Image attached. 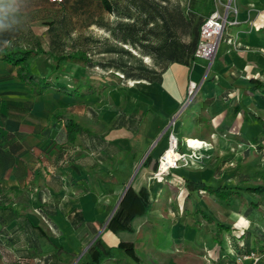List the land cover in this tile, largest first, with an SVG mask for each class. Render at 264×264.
<instances>
[{"label": "crops", "instance_id": "obj_1", "mask_svg": "<svg viewBox=\"0 0 264 264\" xmlns=\"http://www.w3.org/2000/svg\"><path fill=\"white\" fill-rule=\"evenodd\" d=\"M3 7L6 13L0 20V27L7 24L16 27V23L23 20L34 30L31 38L35 39L36 28L33 24L45 20V16L53 10V3L49 0H3ZM234 8L235 11H228L227 18L236 23L224 27L219 52H215L211 63L203 58H194L186 79L180 77L186 74L189 64L177 63V66L170 63L159 84L133 80L132 83H125V93L117 92L122 89L119 86L109 92L112 104L107 105L110 110H116L117 113L118 101L125 100L124 121L119 119L112 123V113L108 120L102 117L93 121L84 118L82 113L85 108L92 111V98L98 97L76 100L52 92L40 97L33 96L30 87L16 79V66L0 62V112L6 113L8 102L31 99L30 112L38 118L26 115L18 120L19 130L25 134L24 139L32 149L16 154L14 162L8 166L0 162V184L6 189L16 186L28 189V203L33 211L41 205L47 210L54 225L50 230L56 234L65 255L70 252L76 258L83 254L100 229L96 223L100 222L101 216H107L111 203L120 196L127 170L137 168L138 159L143 161L148 153L155 152L153 156L158 159L168 147V133L172 132L178 143H181L180 152H187L184 147L185 138L198 143L204 140L209 146L201 150L203 155L200 159L189 158L191 163L186 165H181L180 161L178 168L170 170L172 175L165 176L163 182L148 176L152 172L143 169L137 188L147 184L150 199L157 198L158 201L163 192L166 193L164 203L154 210L156 220L161 219L164 214L178 216V207L183 208V214L186 212L185 218L187 212L191 213V207L188 206L189 210H186L182 204L194 194L197 203L193 204L192 210L197 212V216L202 218L201 212H204L212 218L214 224L228 227V230L221 233V242H216L213 239L216 226L195 220L194 226L199 233L194 243L189 238L195 250L179 248L178 256H175L178 264H181V260H190V263L183 264H224L228 249L249 250L250 247L258 251L260 259L257 262L247 259L240 264H264V202L255 204L257 198L246 190L247 187L257 186L264 181V145H260L264 140V93L250 91L257 83L264 86V0H236ZM37 10L40 14H46L41 16L37 14ZM32 16L34 20L31 21ZM42 57L44 62L48 61L50 64L47 66L43 62L44 71L39 64ZM33 67L41 75H47L53 70L46 54L38 55ZM182 80L185 82H180ZM190 80L196 83L191 96L188 95ZM16 81L19 82L17 86ZM24 93H29L33 99L27 98ZM187 96L189 98L181 108L184 110L178 111ZM83 102L90 104L85 107ZM149 102L157 110H161L163 115L153 116L136 105ZM74 104H77L76 108H72ZM56 110L71 112L83 125L96 131L100 139H93L90 143L82 135V147H72L64 141L62 150L65 154L57 161L58 146L53 138L61 124L51 117ZM152 131L156 133L153 134ZM4 133L1 123L0 144ZM156 134L154 139L152 135ZM147 142H150L149 145ZM252 143L257 144L258 148L252 147ZM151 147L153 148L149 151ZM35 168L43 171L41 182L32 174ZM184 179L211 186H234L238 198L224 200L207 191L203 194H188L184 187L178 190V180ZM169 189H176L178 192L169 194ZM173 199L178 202L183 200V203L167 213L169 201ZM18 209L20 207L16 205V210ZM9 215L15 214L0 211L3 219ZM15 217L17 222V216ZM3 219L0 220L2 229ZM169 220L168 228H164L172 231V227L175 230L177 225L178 228L180 226L178 240L188 241L182 232L183 220L177 222V225L176 221ZM96 230L97 233H94ZM241 233L242 237H239ZM72 234H78L79 240L76 243ZM103 236V242L115 247L118 240L112 233L108 231ZM209 236L213 239L211 242L205 239ZM43 240L52 245L47 239ZM43 243L39 242L40 248ZM18 245L26 248L25 243ZM135 246L136 240L134 248ZM52 248L55 250L53 245ZM4 250L9 251L10 248L0 242V264H18L14 252H11L13 260H5ZM55 252L47 260L31 261L33 264H37V261L54 263L52 255ZM162 254L166 255L164 252ZM161 263L165 264L166 261L161 260Z\"/></svg>", "mask_w": 264, "mask_h": 264}, {"label": "trees", "instance_id": "obj_2", "mask_svg": "<svg viewBox=\"0 0 264 264\" xmlns=\"http://www.w3.org/2000/svg\"><path fill=\"white\" fill-rule=\"evenodd\" d=\"M95 1L100 2L104 10L108 13L115 11L110 0ZM167 1L168 0H162L164 3H161L159 1L150 0V8L159 10V14H161V19L164 22L166 29L167 37L163 45L161 47L158 46L157 48L154 47V54H157L158 58L161 60V73H157L145 65L140 64L134 66L129 64L131 66L129 68L127 66H117L114 71H110L107 74L110 76L107 79L100 74H97L99 77L92 75L87 69L89 66H91V69H96L97 65L90 60L85 51L81 49H76L71 52L57 51L56 46L61 44L59 38L62 16L52 13V10L49 11V14L45 16V20L42 21V23L46 25V33L50 36L47 48L43 46L44 41L37 37V35L35 36V39L31 38L34 30L32 31V27L26 25L23 20H20L18 24L16 23V27L9 24L1 26L0 62L16 66V79L29 86L31 95L33 96L40 97L52 92L76 100H82L93 95L94 97H98L105 100L107 103L112 104L107 92L116 86H119V84H124V80L160 83L162 72L170 63L180 62L190 65L194 60V52L199 43L200 27L214 10L215 0H203V6L205 2L207 3V7L204 10L197 5V0H189L188 5L185 8H180L177 3L171 11L168 10L166 4ZM49 2L53 3L54 8V4H63L64 1L52 2L49 0ZM37 14L42 16L46 13ZM53 14H55V16H53ZM196 14H199L201 18L194 23L191 16ZM32 20H34V16L31 17V21ZM178 27H181L184 33H190V39L188 41L179 38ZM26 33H30V35H27ZM28 40L31 41L25 42ZM40 54H46L53 66V70L47 75H41L35 71L33 67L35 58ZM67 64L70 66L69 69ZM75 65L78 69L76 68L75 70H72ZM137 71L139 72L136 73ZM117 72H120L121 75L124 74V76H120ZM62 75L69 77L70 82L61 79L60 76ZM253 80L254 79H251V81ZM250 91H260L264 93V86L257 83L250 89ZM16 94L21 93L16 92ZM26 115L38 119L30 111H27L23 105L18 103L8 102L6 113L0 112V124L2 123L5 132L0 144V162L4 166L12 164L15 160L16 154L29 152L32 149L24 139L25 134L19 130L18 120ZM51 117L55 122L61 124L60 130H58L56 136L53 138V141L58 146L56 152L57 161H60L65 154V151L62 150L64 147V141L69 146L82 147V135L85 136L84 139H88L90 143H92L91 141L93 139H100L96 131L83 125L79 118L69 111L56 110ZM119 119H121V114L117 112L113 117L112 123ZM262 141L260 145H263ZM252 145H255V147L258 148L257 144L252 143ZM178 151L181 150L178 148ZM157 167L158 159L149 153L142 161L137 174L143 169L149 170L153 173L156 171ZM41 171L42 170L35 168L32 172L33 176L40 182L43 178V173ZM182 182V187L186 188L188 194L207 191L224 200L238 198V192L234 190V186H211L204 182H194L188 179H184ZM39 185L41 186V184ZM27 190L26 187L17 186L6 189L0 184V211H8L17 216L16 226L11 227L10 231H6L3 239L0 238V242L10 248V252H14L15 260L18 264H31V260L35 257L40 258L42 256V250L36 236L37 233L52 244V238L55 237L54 233L50 230V227H54V225L52 219L49 217V213L42 205L36 211L32 210L28 203ZM246 190L247 192L254 194L257 198L255 204H258L261 201L264 202V181L257 184V186L247 187ZM151 202L150 192L145 185L137 189L129 186L104 228V231H110L117 237L118 242L116 246L121 248L124 253L137 262L140 261V257L134 248L137 229L139 224L147 218V213L151 209ZM16 205H18L20 209L16 210ZM201 213L203 220L207 224L214 227L216 226V230L213 234L214 241L221 242V233L223 230H228V227L222 224H214L212 218L204 212ZM1 219L2 218L0 217V220ZM1 230L2 229L0 228V234ZM94 233H97V230ZM242 234L243 233H241L239 237H242ZM24 243L26 244V248L24 252H21V250L17 248V245ZM54 246L55 248L61 247V244H55ZM232 249L236 252L248 251L236 250L235 248ZM250 249L254 248L250 247ZM84 254H87V259L80 263L77 262L76 264H99L103 259L113 256L112 247L102 241L101 234L88 245L79 260H81ZM226 255L230 257L228 251ZM47 259L48 257H46V260Z\"/></svg>", "mask_w": 264, "mask_h": 264}, {"label": "rangeland", "instance_id": "obj_3", "mask_svg": "<svg viewBox=\"0 0 264 264\" xmlns=\"http://www.w3.org/2000/svg\"><path fill=\"white\" fill-rule=\"evenodd\" d=\"M63 1H64L63 4H56V5L54 4V8L52 10L53 11L52 13H56L58 16H62V20L60 23L61 26H60V38H59L61 41L60 42L61 44L59 46H56L57 51L71 52L76 49H81L85 51L86 55L90 58V60L93 61L95 65H97L96 69H93V68L91 69V66H89L87 70L90 71V73L94 76L99 77L97 74H100V75H103V77L106 79L110 77L107 74L110 71H114L117 68V66H127L129 68L131 67L129 64L134 65V66L140 65V64L145 65L146 67L153 69L157 73H161V60L158 58L157 54L156 55L154 54L155 52L154 47L157 48L158 46L161 47L163 45L167 37L166 29L164 26V22L161 19V14H159L160 13L159 10L150 8V0H110V2L115 8V11L112 13H108L106 10H104L100 2L95 1V0H63ZM152 1H159L161 3H164L162 2V0H152ZM188 2L189 0H168L166 4L168 6V10L171 11L174 5H176L177 3L179 4L180 8H183V7L185 8L188 5ZM231 2H232V6H234V2H236V0H231ZM202 3H204L203 0H197V5L202 10H204L207 7L206 5L207 3L205 2L204 6ZM221 3L223 4L227 3V0H221ZM37 11L38 13H40L39 10ZM29 12L32 13V11H29ZM53 16H55V14H53ZM191 17L194 23L197 22L201 18L199 14L193 15ZM33 27L36 28L35 34L42 41H44L43 46L47 48L48 47L47 44H48V40L50 36L49 34L46 33L47 31L46 25H44L42 22H38V23L36 22V25L33 24ZM26 34L30 35V33H26ZM178 35H179V38L183 39L184 41H188L190 39V33H184L181 27H178ZM221 43L222 42L219 41L217 49H216L217 53L219 52ZM43 62L44 61L42 57L39 60V64L41 65L40 68L44 71L45 70L44 63H46L47 66H50V64L48 61H45L44 63ZM180 64H183V63H180ZM190 66L191 65H189L186 68V74L184 76H181L180 77L181 79H183V77L184 79H186L188 73L191 72L189 71ZM67 67L68 69L70 68L68 64H67ZM76 68L77 67L75 65L72 68V70L73 69L75 70ZM139 71H137L136 73H138ZM163 72H162V80H163ZM117 73L120 76H124V74L121 75L120 72H117ZM60 77L61 79H64L70 82L69 77L65 75H62ZM176 78L178 82V75H176ZM125 81L126 80L123 81L124 85L119 84V87H122V89L117 90V92H119L120 94L125 93V90H124V88H126L125 83L133 82V81H126V82ZM180 82H185V80H182ZM18 83L19 82L16 81V86L18 85ZM109 92H107L108 95H109ZM20 95H23V93H21ZM24 95H26L27 98L31 97L33 99V97L29 93H24ZM89 97H94V96L92 95ZM188 98L189 96H187L184 99V102L182 103L178 111L181 110L183 105L187 102ZM30 101H33V100L31 99L16 100V103L23 105L27 111H30L32 109V103H30ZM92 101L93 102H91V106H93V110L91 111L90 109L85 108V112L82 113L84 114V118L93 121V120H96V118L98 117L100 119L102 117L103 119L105 118L108 120L112 114L116 115V110H110L109 106L107 105L108 103L104 102L103 99L92 98ZM83 103L85 104V107H87V105L90 104L89 102L87 104L86 102H83ZM84 104H79V105H84ZM140 104L141 103H137L136 105L139 106L140 108L142 107L141 109H146L145 112L149 111L153 116L163 115V112L161 110H157V107H154L152 102H149V104L143 103L141 106ZM75 105L77 106V104H74L72 108H76ZM116 106H117L118 113L121 114L120 120L124 121L126 117L123 111L126 106L125 100L120 99ZM183 110L184 109H182L181 112ZM113 111H115V114L113 113ZM102 122L103 120L101 121V123ZM164 126L162 127L163 129H164ZM95 128L97 129V127ZM154 128L156 130L155 124H154ZM151 133L154 134L156 132L152 131ZM152 137H154L155 139L157 137V134L154 136L152 135ZM149 143L150 142H147L148 145ZM184 147L187 153H189L191 150L193 153H197L196 155L198 157L201 156L200 155L201 152L194 149L193 140H188L187 144H184ZM252 147L256 148L255 145H252ZM152 148L153 147H151L149 151H151ZM178 148L179 150H182L180 142L178 143ZM38 153L39 152L37 151L36 155H38ZM153 154H155V152H152L151 155L153 156ZM140 162H141V158L138 159L137 165ZM190 163L191 162L188 158L187 164H190ZM138 170L139 168L136 170V168L134 167L127 170L125 181L123 180L125 184L123 185L124 187L121 190L120 196L117 197V200L115 202L111 203L110 208H108L109 210H108L107 216L106 217L104 215L101 216L100 222L96 223L98 226V229L100 228L98 231L99 235L101 234V236L103 235L105 236V233L108 232V231H104L105 225L110 220L119 201L121 200L123 194L128 189V187L132 186L133 188L137 189V186H138L141 174H142V170L137 174ZM41 172L43 173V171ZM172 173H169L168 175H172ZM149 175L153 177V173L148 174V176ZM145 186L148 188L147 184ZM182 186H183L182 180H178V187L181 189L183 188ZM178 190L169 189L168 193L175 194V192L177 193ZM199 193L203 194L204 191L199 192ZM165 198H166L165 192H163L159 201L157 200V198L155 199L151 198L152 200L151 209L147 213V218L138 226L135 250L137 254L139 255V257L141 258L140 260L144 261L143 262L144 264H163L161 263V260H165L166 261L165 264H178V261H176L177 258H175V256H178L179 248L187 247V249L193 248L192 250H195V246H193L194 245L193 243L195 242L197 234L199 233L196 231L195 229L196 227L194 226L195 220L197 221L201 220V222H204L203 218H201L200 216H197V212L192 210L193 204L196 205L197 203V199L195 201L194 194L189 197L190 198L189 201L185 199L183 203V200L178 202V200L173 199V201L172 200L169 201V204L167 206V213L169 212L171 208L178 207V205L180 206L182 203H183L182 205L186 208V210H189L188 206L191 207L190 208L191 213L187 212V215L185 216V218H184V214H186V212L183 214L182 213L183 208L181 209V207H178V209L176 208V211L178 212V216L171 217L168 214H164V215H161V219L156 220V217L154 216V210H156L161 203H164ZM103 212L104 211H101V213ZM175 217H176V220H174ZM169 219H171L172 222L176 221V225H177V222H179L180 220L182 222L183 220V223H181L183 226L182 232L184 234L183 236L188 238V241L178 240V229H180V226L178 228V225H177L175 230H173L174 227H172V231L168 229L166 230V228H168V225H169V221H170ZM3 220H4L3 221L4 225L2 226L7 227V228L3 227L2 229L0 225L2 229L1 234H0L1 239H3V236H5L6 231H10L11 227L16 226L15 215L6 216L4 217ZM165 226L166 228H164ZM20 236H23V235H20ZM36 236L39 242L43 241L44 243L43 245H41L42 256L40 258L35 257L33 259L35 261L36 260H41V261L46 260V257H50V255L54 251H56L55 255L54 254L52 255L54 256L53 257L54 263H51V264H72L75 261V259L76 261L74 264H76L77 260H79V258L81 257L79 255L75 258L76 255L69 254L70 253L69 251H67L69 252L68 253L69 255L68 254L65 255L61 247H57L54 250L52 248V245L53 247H55L54 246L55 244L57 245L60 244V241L57 238L56 234H54L55 237L52 238V242H53L52 245L49 243H46V241L43 240V237L39 236L38 233L36 234ZM71 236L75 239L74 243H76L75 242L76 240L77 241L79 240L78 234H72ZM15 237H16V234H15ZM189 238L194 240L193 243L189 242ZM205 239H207L209 242L213 240L210 236L207 238L205 237ZM15 243H16V240H15ZM116 245L115 247H112L113 256L103 259V261L99 264H143L141 261L139 262L135 261L133 258L128 256L126 253H124L121 248H118ZM43 247L44 249H42ZM17 248H19L21 252H24L25 250V248L20 245H17ZM4 252L5 253L3 255H4L5 260L6 259L13 260L10 251L4 250ZM163 252L166 255H163L162 254ZM86 259H87V254H84L78 263ZM41 261H37V264H44V262H41ZM187 262L190 263V260L180 261L181 264L187 263ZM45 264H46V261H45Z\"/></svg>", "mask_w": 264, "mask_h": 264}, {"label": "built area", "instance_id": "obj_4", "mask_svg": "<svg viewBox=\"0 0 264 264\" xmlns=\"http://www.w3.org/2000/svg\"><path fill=\"white\" fill-rule=\"evenodd\" d=\"M50 1L60 2L61 0ZM221 9H223L224 13ZM231 10L235 11L234 6H232L231 0H227V3L225 4L221 3V0H215L214 10L205 19V21L200 27L199 43L194 52L195 58H203L210 61V58L214 56L224 27L236 23V21L232 22L229 21L227 18V13ZM195 87L196 83L190 80L188 82V95L191 96L194 93ZM168 138V147L158 157V167L156 171L153 172V177L158 182H163L165 180V176L170 173V170L178 168L180 161L181 165H186L188 162V158L193 157L194 159H200L202 157V153L200 154L201 156L198 157L196 155L197 153H193L191 150L189 153L178 151V139L172 132L168 133ZM201 141L204 144L203 146H201L202 149L209 146L208 142L204 140ZM187 142L188 139L185 138L184 144H187ZM262 144L264 145V141H262ZM168 151L172 152V158L169 161H167ZM228 253L231 258L227 256L225 258L224 264H240L241 262L247 259L253 262H257L260 259L258 251L254 249H250L248 251L243 252H236L234 251V249L230 248L228 249Z\"/></svg>", "mask_w": 264, "mask_h": 264}, {"label": "bare ground", "instance_id": "obj_5", "mask_svg": "<svg viewBox=\"0 0 264 264\" xmlns=\"http://www.w3.org/2000/svg\"><path fill=\"white\" fill-rule=\"evenodd\" d=\"M202 143V142H201ZM201 143H198L196 141H193V146H194V149L201 152L202 148L201 146H203L204 144H201ZM195 144V145H194ZM202 153V152H201ZM200 157V156H199ZM172 158V152L171 151H168V155H167V161L171 160Z\"/></svg>", "mask_w": 264, "mask_h": 264}, {"label": "clouds", "instance_id": "obj_6", "mask_svg": "<svg viewBox=\"0 0 264 264\" xmlns=\"http://www.w3.org/2000/svg\"><path fill=\"white\" fill-rule=\"evenodd\" d=\"M5 13L6 9L3 7V0H0V20L4 18Z\"/></svg>", "mask_w": 264, "mask_h": 264}, {"label": "water", "instance_id": "obj_7", "mask_svg": "<svg viewBox=\"0 0 264 264\" xmlns=\"http://www.w3.org/2000/svg\"><path fill=\"white\" fill-rule=\"evenodd\" d=\"M212 59H213V56L210 58V61H209V63H211L212 62ZM142 162V161H141ZM141 162L138 164V166H137V168H136V170L140 167V165H141ZM99 235V233H97L96 235H95V237L91 240V242H93V240L97 237ZM91 242H89V244L91 243ZM88 244V245H89ZM87 245V246H88ZM76 261V260H75ZM75 263V262H74ZM73 263V264H74Z\"/></svg>", "mask_w": 264, "mask_h": 264}]
</instances>
